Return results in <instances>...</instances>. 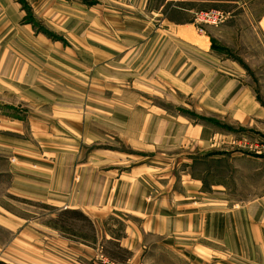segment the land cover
Instances as JSON below:
<instances>
[{"label": "rangeland", "instance_id": "obj_1", "mask_svg": "<svg viewBox=\"0 0 264 264\" xmlns=\"http://www.w3.org/2000/svg\"><path fill=\"white\" fill-rule=\"evenodd\" d=\"M161 1L152 0L143 10L147 15L142 18L146 21L155 18L151 9ZM133 3V0H19L21 17L0 21V109L26 123L24 130L19 128L12 136L3 135L13 137L16 142L29 141L34 146L40 143L46 169L54 170L46 173L45 204L32 198L29 201L12 198L3 187L6 180L0 181V206L14 211L15 216L11 233L6 228L11 222L4 219L9 214L0 210V264H144L132 260L131 253L121 247L122 219L104 208L119 205V198L115 197L119 195L118 175L130 174L127 176L133 178V170L141 165L143 185H151L153 198L160 202L161 192L181 186L188 167L182 160L188 151H232L233 157L224 159L209 158L206 154L203 160L190 164L189 170L195 176L203 174L208 190L216 184L225 185V204L238 208L241 211L238 216L264 223V118L242 121L241 117L219 112L215 107L219 102L210 93L212 86L193 84L196 76L193 73L198 70L192 64L189 67L194 70L186 84L177 79L181 93L168 92L164 86H154L150 91L149 86L136 87L134 71L120 69L117 63L122 42L118 29L125 27L124 22L118 21L117 12L138 19L134 13L140 7L134 9ZM183 3L186 10L173 16L180 22L193 23L199 34L217 42L212 53L221 58L212 53L205 58V78L209 77L208 65L214 57L218 61H241L242 76L264 102V66L249 70L245 63L248 51L258 45L255 34L264 30V0H183ZM214 9L228 14L223 23L212 25L197 19L198 13ZM151 22L156 28L167 29L162 20ZM133 24L128 22L126 27L133 29ZM124 76L130 78V84ZM176 95L184 99L177 100ZM161 114L166 125L173 123V132L170 126L167 131L158 132ZM181 115H186L189 122ZM151 121L154 125L150 128ZM219 122L222 127L215 125ZM199 123L205 124V147H183L196 146L194 140L200 133H192V127ZM60 162H70L69 179H61L55 171V163ZM125 181L122 179L120 184L123 186ZM86 204L93 209L88 215L66 209ZM16 216L28 221L22 222ZM12 234L24 240V245L20 242L13 246L14 252L7 245ZM27 239L29 245L25 243ZM261 241L232 248L219 246L218 251L226 259L217 263L264 264V240ZM70 245L77 249L78 258L70 255ZM235 249L243 259H229L228 252ZM85 253L88 259L82 256Z\"/></svg>", "mask_w": 264, "mask_h": 264}, {"label": "crops", "instance_id": "obj_2", "mask_svg": "<svg viewBox=\"0 0 264 264\" xmlns=\"http://www.w3.org/2000/svg\"><path fill=\"white\" fill-rule=\"evenodd\" d=\"M133 1L134 3L131 5L134 9L136 6L140 7L137 10L138 13H134L138 15V19L117 12L118 21L125 23V27L118 29V37L122 42L119 44L117 63L120 69L134 71L133 83L135 86H149V91L154 90V86H164L168 92L181 93L182 89L177 86V79L179 78L185 85L188 75L197 68L198 71L193 73L196 75L193 84L204 85V87L212 86L210 93H212L214 101L219 102L215 105L219 112L230 117H241L242 121H247L251 117L264 118V102L250 88L247 79L242 76L243 62L230 59L216 60L219 55L212 53L217 46L214 38L199 34L193 23L180 22L173 16L186 10L183 0H178L179 3L174 0H162L158 7L151 9V13L155 16L152 20H162L165 27L167 26V29L164 30L156 28L151 19V21H146L142 18L143 15H147L143 10L148 8L152 0ZM19 5V0H0V21L19 19L21 17ZM128 22L134 23L133 29L126 27ZM7 27L8 24L5 28ZM263 31L260 30L255 34L258 45L254 46L252 51H248L246 55L245 63L249 70L264 66L260 64L264 63ZM127 42L129 43L126 44ZM210 53L216 57L211 63L209 62V77L205 78L207 64L205 58L211 56ZM104 62L106 61L103 60L102 64ZM127 64H130L132 68ZM190 64L194 69H190ZM124 77L130 84L128 82L130 78ZM175 98L177 100L184 99L180 96ZM161 111L170 115L168 111ZM163 117L165 116L162 114L158 117L160 124H158L160 126L158 132L167 131L169 126L171 130L174 128L173 123L166 125L162 120ZM181 117L189 122L186 115H181ZM166 118L170 120L169 117ZM152 122L150 128L154 125ZM219 123V125H215L222 127L221 122ZM25 125L24 120L14 117L6 109H0V157L5 158L4 161L0 160V181L3 178L6 180L7 184L3 187L6 188L7 195L12 198L16 196L27 201L32 198L45 204L46 173L54 170L46 169L45 153L40 151L41 144L37 143L38 146H34L25 140L16 142L12 140L13 137L3 135L10 134L12 136L13 133H17L15 130L18 132L19 128L24 130ZM182 127L191 133L190 128L185 127L184 124ZM192 128L194 129L192 133H200L199 138L194 140L196 146L193 144L183 147H187V149L204 148L206 142L205 124L199 123L193 125ZM187 153L186 159L182 160L188 167L182 175L181 186H173L167 191L161 192L160 202L153 198L152 186H144L140 179L143 165L133 170V178L127 176L130 174H117L119 195L117 194L115 197L119 198V201L117 200L119 205L104 209H108L109 214H118L122 219L120 223L123 224L124 231L119 243L123 249L131 253L132 260L141 261L144 264H161L165 260L173 261V264H206L207 261L217 263L226 259L218 251L217 248H221L219 246H231L232 248L236 245L253 244L254 241L262 243L261 238L264 240V223L259 224L243 219L238 216L241 213L238 208L233 209L225 204L227 202L225 201L227 196L225 185L216 184L208 190L205 188L203 174L198 173L195 176L194 172L189 170L190 164H194L199 159L203 160L206 154L209 155V158L224 159L233 157V152L222 150L209 153L188 151ZM56 161L59 160L56 159ZM54 168L63 180L64 178L69 179L71 176L70 162L65 164L60 162L57 165L55 163ZM122 179L126 180L123 186L120 184ZM121 198L124 199L121 200ZM66 209L81 211L86 215L93 210L89 208L88 204L84 207L70 206ZM0 210L9 214L4 219L11 222L9 226L6 225V228L10 229L12 233L15 221L14 211L1 206ZM243 211L246 212V210ZM16 218L21 219L22 222L28 221L23 217L16 216ZM20 242L24 245L23 238L15 237L12 234L7 245H11V251L14 252L13 246ZM25 243L29 245V239L25 240ZM70 243L78 245L72 241ZM81 246L83 245L81 244ZM69 250L72 257H79L76 248L71 246ZM235 250L228 252L229 259H243L242 256H238L237 249ZM82 256L88 259L87 253ZM168 257L170 259H167Z\"/></svg>", "mask_w": 264, "mask_h": 264}, {"label": "built area", "instance_id": "obj_3", "mask_svg": "<svg viewBox=\"0 0 264 264\" xmlns=\"http://www.w3.org/2000/svg\"><path fill=\"white\" fill-rule=\"evenodd\" d=\"M196 17L202 22L212 25H219L227 19L228 14L223 10L214 9L207 12L198 13Z\"/></svg>", "mask_w": 264, "mask_h": 264}]
</instances>
